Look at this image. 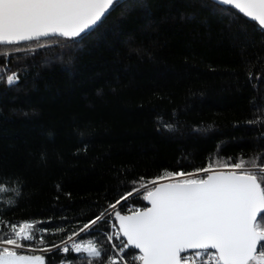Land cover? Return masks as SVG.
<instances>
[{
  "label": "trees",
  "instance_id": "trees-1",
  "mask_svg": "<svg viewBox=\"0 0 264 264\" xmlns=\"http://www.w3.org/2000/svg\"><path fill=\"white\" fill-rule=\"evenodd\" d=\"M241 160L264 164V32L230 7L120 0L76 38L0 45V239L28 221L25 244L58 245L140 178ZM133 204L146 206L142 191L121 210ZM107 230L81 239L110 253Z\"/></svg>",
  "mask_w": 264,
  "mask_h": 264
},
{
  "label": "snow or ice",
  "instance_id": "snow-or-ice-1",
  "mask_svg": "<svg viewBox=\"0 0 264 264\" xmlns=\"http://www.w3.org/2000/svg\"><path fill=\"white\" fill-rule=\"evenodd\" d=\"M114 2L0 0V44L54 34L76 38L96 25ZM219 3L239 10L264 32V0ZM15 79V74L9 75L7 82L12 84ZM244 163L241 160L215 167L209 163L194 172L165 170L151 181L140 178L138 188L120 195L80 230L85 232L90 226L105 223L110 228V232L103 233L106 240H120V244L112 243L109 253L96 240L75 242L69 236L71 251L86 254L81 264H264V164L245 168ZM141 191L149 206L133 204L122 211L121 201L126 203L133 192L139 195ZM14 206L15 202L10 205ZM10 228L11 234L0 239V264H45L43 255L19 251L32 247L23 241L35 239L33 222L12 223ZM40 243H45L42 236ZM52 248L70 251L63 241L44 250ZM136 249L138 255L126 258V250ZM61 264L72 261L62 260Z\"/></svg>",
  "mask_w": 264,
  "mask_h": 264
},
{
  "label": "built area",
  "instance_id": "built-area-1",
  "mask_svg": "<svg viewBox=\"0 0 264 264\" xmlns=\"http://www.w3.org/2000/svg\"><path fill=\"white\" fill-rule=\"evenodd\" d=\"M121 202H123V201H121ZM132 205H127V206H125V208H126V210H128L130 207H131ZM88 230H86L85 232H87ZM85 232H81V231H79V232H77L76 234L77 235H71L72 236V241H75V242H80V241H83L82 239H81V235L83 234V233H85ZM101 232H103V233H108V232H110V228L108 227V230L107 231H101ZM122 239V238H121ZM63 242H65V243H67L68 245H69V247H70V251H71V241H69L68 240V237L66 238V239H64L63 240ZM108 243H109V245H110V253L112 252V247H111V245H112V243H116L117 245H119L120 244V240H115V241H113V242H109L108 241ZM58 245H61V242L58 244ZM28 249V250H27ZM31 248H24V249H20V250H24V251H29ZM45 248H43V249H39V251H41V252H43V251H45L44 250ZM52 249H56V248H52ZM51 249V250H52ZM69 251V252H70ZM127 251V250H126ZM60 253L62 254V255H66L67 253H63L62 251H60ZM191 253V252H190ZM189 253V254H190ZM205 259H207V257H205Z\"/></svg>",
  "mask_w": 264,
  "mask_h": 264
},
{
  "label": "water",
  "instance_id": "water-1",
  "mask_svg": "<svg viewBox=\"0 0 264 264\" xmlns=\"http://www.w3.org/2000/svg\"><path fill=\"white\" fill-rule=\"evenodd\" d=\"M118 1H120V0H115L114 3L118 2ZM211 1H213L214 3H216V4H218V5H221V6H227V7H230V8H231V6L220 4V3H219V0H211ZM110 8H111V7H110ZM110 8H109V10H110ZM232 9H233V8H232ZM109 10L106 11L105 15L108 13ZM234 10H236V9H234ZM236 11L239 12V10H236ZM239 13H240V12H239ZM240 14L244 16L243 13H240ZM105 15H104V16H105ZM104 16H103V17H104ZM103 17H102V18H103ZM244 17H246V16H244ZM102 18H101V19H102ZM246 18L249 19V20H251V19L248 18V17H246ZM100 21H101V20H100ZM100 21H98L97 24H98ZM251 21H252V20H251ZM253 22H254V21H253ZM255 23H256V22H255ZM97 24H96V25H97ZM96 25H93L90 29L85 30V32H84V33H81L80 35L85 34V33L89 32V31H91L92 29H94V27H95ZM55 36H60V35H58V34H54V35H49V36H45V37H40L38 40H43V39H47V38H51V37H55ZM31 41H37V39L31 40ZM26 42H30V41H20V42L15 43V44H0V45H17V44H22V43H26ZM144 202H145L146 206H149L147 201H144ZM123 239H125V238H123ZM135 251L139 254V250H138V249H136ZM189 252H191V250H189Z\"/></svg>",
  "mask_w": 264,
  "mask_h": 264
},
{
  "label": "rangeland",
  "instance_id": "rangeland-1",
  "mask_svg": "<svg viewBox=\"0 0 264 264\" xmlns=\"http://www.w3.org/2000/svg\"><path fill=\"white\" fill-rule=\"evenodd\" d=\"M202 173H196V175H201ZM85 242H87V241H85ZM28 250V249H27ZM35 250V251H34ZM21 251H24V250H21ZM30 252H35V254L36 255H40V253H41V251H39V249H36V248H31L30 250H29V252L28 253H24V254H27V255H32V254H34V253H30Z\"/></svg>",
  "mask_w": 264,
  "mask_h": 264
}]
</instances>
